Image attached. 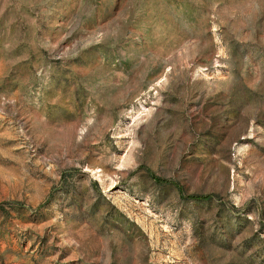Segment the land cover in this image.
I'll return each instance as SVG.
<instances>
[{"label": "rangeland", "instance_id": "1", "mask_svg": "<svg viewBox=\"0 0 264 264\" xmlns=\"http://www.w3.org/2000/svg\"><path fill=\"white\" fill-rule=\"evenodd\" d=\"M0 264H264V0H0Z\"/></svg>", "mask_w": 264, "mask_h": 264}]
</instances>
